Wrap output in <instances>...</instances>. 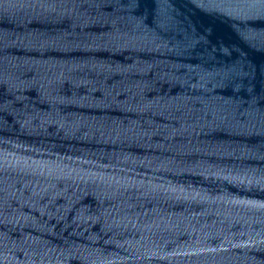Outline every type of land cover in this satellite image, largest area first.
I'll list each match as a JSON object with an SVG mask.
<instances>
[{
	"label": "water",
	"instance_id": "obj_1",
	"mask_svg": "<svg viewBox=\"0 0 264 264\" xmlns=\"http://www.w3.org/2000/svg\"><path fill=\"white\" fill-rule=\"evenodd\" d=\"M186 34L264 54V0H102Z\"/></svg>",
	"mask_w": 264,
	"mask_h": 264
}]
</instances>
